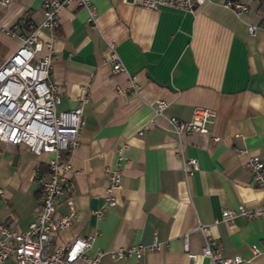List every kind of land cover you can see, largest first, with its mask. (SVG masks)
<instances>
[{
  "label": "crops",
  "instance_id": "0c3cea01",
  "mask_svg": "<svg viewBox=\"0 0 264 264\" xmlns=\"http://www.w3.org/2000/svg\"><path fill=\"white\" fill-rule=\"evenodd\" d=\"M239 1L245 11L225 0H207L193 10L92 0L96 24L83 5L61 7L51 68L61 89L58 108L74 106L83 92L88 96L80 139L69 155L75 213L58 231V241L93 233L90 253L161 242L160 249L140 257L105 253L96 264H213L201 253L210 236L224 255L241 256L235 264H264V214L219 218L224 207L264 204V189L246 165L249 153L264 155V28H247L263 19L264 3ZM42 5L43 0H0V63L41 21ZM110 42L135 75L137 91L126 72L112 70ZM157 99L164 100L163 114L154 113ZM196 105L215 112L207 131L177 135L164 115L189 118ZM118 149L117 199L97 216L105 169ZM48 155L0 140V220L9 226L23 229L33 217L35 172L46 167ZM190 156L196 164L185 169L183 159ZM63 198L57 199L59 211L66 210ZM189 253L197 255L192 259Z\"/></svg>",
  "mask_w": 264,
  "mask_h": 264
},
{
  "label": "built area",
  "instance_id": "2783aa9c",
  "mask_svg": "<svg viewBox=\"0 0 264 264\" xmlns=\"http://www.w3.org/2000/svg\"><path fill=\"white\" fill-rule=\"evenodd\" d=\"M137 5L157 8L171 5L193 10L207 0H134ZM74 3L83 5L88 11V20L96 24V14L92 0H43V17L37 25H31L28 33L21 36L17 47L0 63V140L12 144H24L33 153L49 154L45 168H38L35 177L38 182L37 203L33 217L23 229L9 226L0 220V264H76L82 259L85 264H96L102 255L124 257L134 254L140 257L153 249H160L161 242L132 243L109 249L88 252L94 234L75 235L70 240L58 241V231L67 227L75 213L71 192L74 186L68 175L69 155L80 139V128L84 122L83 102L87 92L77 96L74 106L59 109L61 101L60 85L52 75V61L55 57L54 41L60 22L62 6ZM225 5L236 11H245L246 3L239 0H225ZM16 26V25H15ZM262 23H248V31L253 32ZM6 32L13 29L6 28ZM110 59L112 70L127 73L129 86L137 91L139 84L134 74L127 72L112 42ZM164 100L152 103L155 114H163ZM215 112L207 106L193 107L189 118L164 115L170 129L177 135L191 131H207V122ZM145 125L144 127H146ZM213 138H217L215 135ZM114 164L105 169L107 176L103 203L94 210L97 216L106 206L116 202L115 191L120 187V149ZM195 165L193 156L183 159L184 168ZM246 165L251 170L252 180L264 189V155L256 152L248 154ZM63 196L65 211L57 208V199ZM248 217L264 214V204L247 207L239 203L234 207L221 209L220 219L233 221L237 215ZM217 220V218L215 219ZM204 229L203 224L198 225ZM254 251L257 247L252 245ZM201 253L207 255L213 264H235L241 260L239 254L224 255L215 239L205 236ZM197 253H189L190 258ZM255 264V263H250Z\"/></svg>",
  "mask_w": 264,
  "mask_h": 264
},
{
  "label": "trees",
  "instance_id": "16d2710c",
  "mask_svg": "<svg viewBox=\"0 0 264 264\" xmlns=\"http://www.w3.org/2000/svg\"><path fill=\"white\" fill-rule=\"evenodd\" d=\"M260 3H264V0H260ZM264 22V17L263 19L260 21V23Z\"/></svg>",
  "mask_w": 264,
  "mask_h": 264
}]
</instances>
